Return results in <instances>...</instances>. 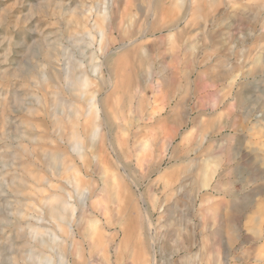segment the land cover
I'll use <instances>...</instances> for the list:
<instances>
[{"label":"clouds","instance_id":"9594fccd","mask_svg":"<svg viewBox=\"0 0 264 264\" xmlns=\"http://www.w3.org/2000/svg\"><path fill=\"white\" fill-rule=\"evenodd\" d=\"M144 3L133 33L119 0H0V197L39 204L0 219V264H264V0ZM115 113L143 167L48 162L115 152Z\"/></svg>","mask_w":264,"mask_h":264},{"label":"bare ground","instance_id":"6f19581e","mask_svg":"<svg viewBox=\"0 0 264 264\" xmlns=\"http://www.w3.org/2000/svg\"><path fill=\"white\" fill-rule=\"evenodd\" d=\"M130 4L126 3V7H129ZM132 6L137 11L136 15H133V17H131L130 15H123L122 14V15H119V17H117V19L120 20V19H124L126 17L127 18L126 22L131 24L132 32L138 33V32H140L141 25L148 23V20L146 19V17L149 15V12H148V9L145 7L144 0H138V1L136 0V2L132 3ZM126 117H124L125 121L127 120ZM135 119H136V117H133V122H135ZM86 123L87 122L85 121L84 122L85 128L87 127ZM126 127H127V123H123V124L121 123V115L119 113H115L111 116V128H110V130H111V136H112V143L115 145L116 151L113 152L112 150L108 149L107 144H105L104 150L101 151V160L98 163V174L100 173L101 168L107 169L108 172L115 171V169L112 166L113 161H115L117 164L121 165V169L127 168L129 173L131 172V169L128 168V165H129V163H132L133 161L137 165V167H143L144 166L141 163V161H139V160H135V159L130 160V161L126 160V155H127L126 152H128V149L131 148L133 143H134V140L132 139L133 143H132V145H130V142L128 141V137L130 135V132L124 131V128H126ZM121 140L124 141V144L126 146L125 150L121 149V146L123 144V142L121 144ZM58 147L60 148V151L62 153H64V155H58L55 162H52L49 159V161H48L49 163L54 164V166L56 168H62L64 166V164H67L71 167H74L75 165H77L78 160H80V159L75 155V152H78L80 150L79 144L73 143L68 148H65L63 146H58ZM65 156H67L68 158L65 159ZM90 162L91 161H82V164L84 165V167H86V171H82V170H79L76 168L77 169L76 172L83 175V177H88V173H87L88 167L85 165L90 163ZM88 165H90V164H88ZM164 165H166V166H164ZM177 166H178L177 162L174 161L172 163L164 162L161 167H162V170L167 171V170L174 168V167H177ZM153 174H156L157 176L159 175V173L156 172L155 169L153 170V173H151L150 175H153ZM121 176L125 177V184L128 186L127 187L128 192H132L133 194H135V190H138L139 192H144V191L140 190V185H136V189L135 190L133 189L132 184L134 183V181H129L127 179V174L123 170H121L119 172V175H116L113 177V182L119 183ZM73 179L79 184H83V183L87 182V181H85V179L81 178L80 176L79 177L73 176ZM83 180H84V182H82ZM88 182H94V181L89 180ZM98 186L99 187L102 186L101 182ZM21 187H23V186H21ZM120 187H121L122 198H124L123 193L125 190V185L122 184ZM17 204H19V207H17L13 212L23 213L26 217H31L33 215V213L30 211V209L33 205L35 207L39 208V204L36 200V197L31 195V193H28L27 195L23 196V201H22V199H18ZM96 207L98 209H102L104 207V202L98 201ZM104 214L108 215L107 212H105ZM2 218H12V217L9 215H6L4 213V211L3 212L0 211V219H2ZM48 218H49L48 216H44L42 219H40V218L26 219L24 222L30 224V226L33 228H42L45 226V220H47Z\"/></svg>","mask_w":264,"mask_h":264},{"label":"rangeland","instance_id":"374dc122","mask_svg":"<svg viewBox=\"0 0 264 264\" xmlns=\"http://www.w3.org/2000/svg\"><path fill=\"white\" fill-rule=\"evenodd\" d=\"M134 2H136V0H119V6H118L119 7V12H118V16L117 17H119V15H122V14L123 15H130L131 17H133V15H136V12L137 11L132 6V3H134ZM126 3H128V4L131 3V4H130L129 7H126ZM125 117H126V115H125ZM132 139H133V133L130 132V135L128 137V141L130 142V145H132V143H133V140ZM122 142L124 144V141L121 140V144H122ZM123 144L121 146V149L125 150L126 149V146H125V144L124 145ZM127 153L128 152H126V154ZM88 164H90V165H88ZM88 164L85 165V166L88 167V171H87L88 177H83V175H81L80 173H77L76 172L77 169L82 170V171H86V167H84V165L82 164V160H78V163H77L78 166L75 165L73 167L74 170H75L73 176H75V177H79L80 176L81 178L85 179V181H87V182L89 180H93L95 183H97L96 184L97 187H99L98 185L100 184L101 181L99 179V174H98V163L90 162ZM164 166H166V165H164ZM128 168H130L132 170L134 168L137 169L138 167H137V165L133 161L132 163H129ZM10 179L11 178H9V182H11ZM151 179L152 180L157 179V175L156 174L151 175ZM82 182H84V180ZM147 184H148V181H145L143 186L140 185V190L146 192L147 191ZM18 199H22V201H23V196L17 197L13 193H7L4 197H0V205H2V207H0V211L1 212L4 211V213L6 215H9L10 216V213L13 212L17 208V200ZM96 210L99 211L100 209H98L96 207ZM78 212H79V210H78Z\"/></svg>","mask_w":264,"mask_h":264}]
</instances>
